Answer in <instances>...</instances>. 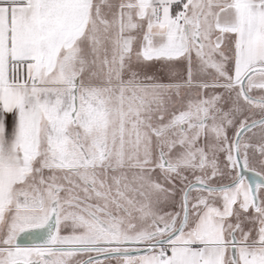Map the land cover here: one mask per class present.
I'll return each instance as SVG.
<instances>
[{
	"label": "snow or ice",
	"instance_id": "snow-or-ice-1",
	"mask_svg": "<svg viewBox=\"0 0 264 264\" xmlns=\"http://www.w3.org/2000/svg\"><path fill=\"white\" fill-rule=\"evenodd\" d=\"M0 264H264V0H0Z\"/></svg>",
	"mask_w": 264,
	"mask_h": 264
}]
</instances>
